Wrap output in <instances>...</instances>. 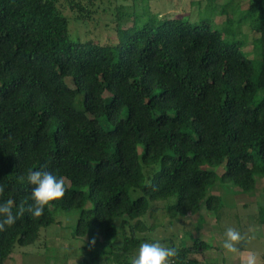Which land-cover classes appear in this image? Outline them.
I'll return each mask as SVG.
<instances>
[{
  "label": "trees",
  "instance_id": "obj_1",
  "mask_svg": "<svg viewBox=\"0 0 264 264\" xmlns=\"http://www.w3.org/2000/svg\"><path fill=\"white\" fill-rule=\"evenodd\" d=\"M122 2L0 0V202L12 199L14 213L32 202L29 169L46 166L67 188L42 217L25 213L0 232V264L39 243L59 208L80 211L78 238L94 235L103 246L121 229L123 245L110 243L105 254L130 264L148 232L200 213L203 201L206 211L221 208L209 194L217 182L251 192L264 175V0L247 9L258 66L209 21L118 22V41L102 42L95 30L131 1ZM82 22L93 28L88 39L71 33ZM132 190L141 193L132 198ZM172 247L185 264H202L198 255L211 248L199 238Z\"/></svg>",
  "mask_w": 264,
  "mask_h": 264
},
{
  "label": "rangeland",
  "instance_id": "obj_2",
  "mask_svg": "<svg viewBox=\"0 0 264 264\" xmlns=\"http://www.w3.org/2000/svg\"><path fill=\"white\" fill-rule=\"evenodd\" d=\"M116 1L120 4L125 0ZM128 1L131 2L126 3V7L120 13L114 11L113 21L110 20L113 14H107L105 17L107 25L102 22L100 28L95 30V33L101 35L102 42L118 41L114 27L118 22L122 23V28L135 25L138 29L145 22H150L156 27L168 18H179L192 24L209 21L212 28L219 29L230 37L234 34L233 39L240 41L242 49L254 60L256 66L259 65L261 47L258 34L251 29L252 20L247 11L250 6L249 0H136L134 4L132 0ZM224 9L227 14L222 13ZM81 24L79 31L71 33L73 35L75 33V37L88 39V35L94 33L93 28L90 22ZM230 28L233 32L229 31ZM262 96L264 91L259 92L257 99ZM77 106L82 107V104L77 103ZM139 152H142V146L139 147ZM159 168L160 164H155L151 168V174ZM214 170L221 175L225 170V163ZM148 176L146 174V181L149 179ZM140 193V190H132L131 197L135 198ZM209 194L221 197V208L215 212L206 211L203 201L204 209L200 213L179 218L174 227L161 225L155 231L149 230L142 243L159 241L168 247L187 246L199 238L211 247L198 255L202 264H242L243 258L249 252H255L258 264H264V175H257V186L254 191L244 192L231 183L217 182L210 188ZM175 200L173 197L168 201ZM91 205L93 204L90 203ZM79 214L78 209L72 211L56 209L55 222L41 230L39 243L16 247L7 264H85L84 260L91 258L93 254L95 257L90 264H113L111 254H105V251H110V243L116 247L123 245L122 230L120 229L116 239L103 246L102 238L98 243L94 235L78 238L75 236V230ZM199 216H203L200 221ZM229 226L238 229L246 237L240 250L235 253L228 252L222 247L225 230ZM93 239L95 244L92 245V250L86 249L84 246ZM138 249L139 247L135 250L134 257L138 254Z\"/></svg>",
  "mask_w": 264,
  "mask_h": 264
},
{
  "label": "clouds",
  "instance_id": "obj_3",
  "mask_svg": "<svg viewBox=\"0 0 264 264\" xmlns=\"http://www.w3.org/2000/svg\"><path fill=\"white\" fill-rule=\"evenodd\" d=\"M27 181L31 185V194L28 199L22 201L18 210L14 213L16 207L12 199L0 202V232L13 227L18 218L25 213L32 218L43 216L45 206L51 202L62 199L67 191L65 179L58 178L52 172L46 169V166L40 170L29 169L27 172ZM5 192V186L0 185V197ZM246 239L241 232L234 227H227L225 230V239L222 247L228 252L235 253L240 250L243 241ZM95 244V239L91 241ZM177 256L175 247H168L159 241L141 243L138 254L132 258L130 264H174V258ZM242 264H258V256L255 252H249L243 258Z\"/></svg>",
  "mask_w": 264,
  "mask_h": 264
},
{
  "label": "built area",
  "instance_id": "obj_4",
  "mask_svg": "<svg viewBox=\"0 0 264 264\" xmlns=\"http://www.w3.org/2000/svg\"><path fill=\"white\" fill-rule=\"evenodd\" d=\"M174 264H185V263L178 261L177 259L174 258Z\"/></svg>",
  "mask_w": 264,
  "mask_h": 264
}]
</instances>
